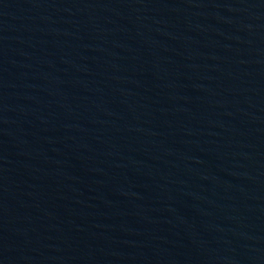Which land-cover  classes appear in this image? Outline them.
Listing matches in <instances>:
<instances>
[{
	"label": "water",
	"instance_id": "95a60500",
	"mask_svg": "<svg viewBox=\"0 0 264 264\" xmlns=\"http://www.w3.org/2000/svg\"><path fill=\"white\" fill-rule=\"evenodd\" d=\"M0 264H264V0H0Z\"/></svg>",
	"mask_w": 264,
	"mask_h": 264
}]
</instances>
